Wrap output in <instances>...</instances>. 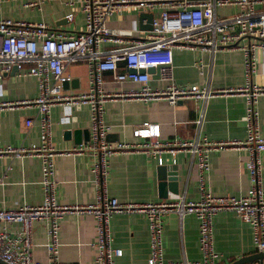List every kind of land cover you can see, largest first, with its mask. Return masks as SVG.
<instances>
[{"label":"built area","instance_id":"built-area-1","mask_svg":"<svg viewBox=\"0 0 264 264\" xmlns=\"http://www.w3.org/2000/svg\"><path fill=\"white\" fill-rule=\"evenodd\" d=\"M22 1L24 7L37 8L47 1H61L69 10L77 7L83 14L82 29L61 32L42 22L0 19V79L3 73L15 70L17 76H29L37 82V94L31 100L21 101L33 107L38 115V142L29 146H0V156L36 158L40 162V188L42 203L21 205L17 208H0V260L5 264H41L32 258V225L42 222L45 227L44 244L48 264H59V220L65 214H88L95 220V239L89 245L96 249L94 264H112L113 256L121 250L110 246L109 221L114 214L137 213L147 222L149 254L146 264H217L220 260L213 247L212 219L222 211H232L251 230L257 251L264 252V197L261 190V153L264 136L258 131L257 101L264 94V86L252 82L256 70L255 50L264 51V0H13ZM132 6L142 12L157 10L151 30L144 39L134 38L132 31L115 34L108 20L121 7ZM236 6L238 11L228 17H218L216 8ZM257 7H262L258 9ZM119 35V36H117ZM114 43L116 47L106 48ZM197 50L214 52L219 49H237L243 54V83L234 89L213 90L196 85H177L172 78V50ZM82 62L88 69V89L85 92H68L63 88L71 77L64 73L68 64ZM154 70L161 88L148 86ZM108 72L116 83L140 84L136 90L125 94L127 98L143 102L164 99L174 106L179 100L193 99L206 102L220 93L237 94L244 103L242 121L245 139L242 142L215 143L201 140L184 141L159 139L158 125L142 123L133 127L134 142H110L109 127L103 120L104 103L111 96L102 87V73ZM1 96V83H0ZM0 101V108L11 107ZM61 108L58 122L67 124L72 111L87 106L89 129L87 141L75 145L73 152L86 156L92 174L94 201L85 206H61L56 201L54 157L59 154L51 144L50 109ZM202 112L193 121L199 127ZM25 126L31 120H25ZM224 146L242 147L247 152L244 167L248 174L249 188L245 195L212 196L204 186L209 170L208 153ZM184 151L196 159L199 198L185 200L180 194L145 203H120L109 197L106 182L108 159L117 153L141 152L157 165L164 163L168 154L174 163L176 152ZM179 218L192 215L197 222V246L200 258L194 262L165 263L163 225L167 214ZM9 224H17L11 231Z\"/></svg>","mask_w":264,"mask_h":264},{"label":"crops","instance_id":"crops-1","mask_svg":"<svg viewBox=\"0 0 264 264\" xmlns=\"http://www.w3.org/2000/svg\"><path fill=\"white\" fill-rule=\"evenodd\" d=\"M258 9L262 7H257ZM69 8L61 1L44 2L40 9L24 7L22 1L0 0V19L42 22L47 27L61 32H76L82 29L83 14L77 7L72 9V19L66 15ZM238 11L236 6L216 8L218 17H228ZM157 10L152 12L153 17ZM142 11L132 6H123L107 22L115 34L132 31L134 38L142 40L147 30H142L138 15ZM144 18L141 26L146 24ZM119 36V35H117ZM106 48L116 47L114 43ZM256 70L251 76L253 83L264 86V51L255 50ZM87 66L78 62L66 65L64 73L71 83L63 88L68 92L80 93L88 89ZM152 89L162 87L154 70H149ZM102 90L111 96L104 103L103 120L109 127L107 140L110 142H134L132 129L142 123L158 125L159 139L184 141L207 140L215 143L242 142L245 128L242 121L244 103L237 94L220 93L206 102L193 99L179 100L174 106L164 99L143 102L127 98L125 94L136 90L140 84L116 83L110 73H102ZM172 78L177 85H196L213 90L238 88L243 83V54L237 49H219L214 52L197 50H172ZM0 101L12 106L0 108V146H29L38 142V115L33 107L21 104L37 94V82L29 76H17L15 70L3 73L0 79ZM258 131L264 136V94L257 101ZM202 112V121L196 127L193 121ZM59 106L50 109L51 144L59 154L54 157V181L56 201L61 206H85L94 201L92 174L86 156L73 152L75 140L88 134L89 111L80 106L72 111L67 124L58 122ZM25 120H31L25 126ZM73 132H77L75 135ZM86 133V134H85ZM87 141V140H86ZM247 152L242 147L224 146L208 153L209 170L205 176V190L212 196L245 195L249 188L248 174L244 164ZM196 159L188 152L179 151L174 163L168 154L162 165H175L178 193L185 200L199 198L198 170ZM261 190L264 197V151L261 153ZM106 190L109 197L120 203H145L158 201V179L156 162L141 152L117 153L108 159ZM40 162L36 158L0 156V208L11 209L25 205H39L43 197L39 184ZM171 193H168L170 195ZM110 246L121 250L120 256L112 257V264H146L148 230L145 218L137 213L114 214L109 221ZM8 229L17 230V224ZM214 250L220 254L217 264H230L238 258L256 254L250 227L239 220L232 211H222L212 219ZM95 239V220L88 214H65L59 220L58 240L60 243L59 264H94L96 249L89 244ZM164 262H194L200 258L197 246V222L192 215L179 218L169 213L163 225ZM32 258L48 264L45 227L42 222L32 225ZM264 264V257L252 263Z\"/></svg>","mask_w":264,"mask_h":264},{"label":"water","instance_id":"water-1","mask_svg":"<svg viewBox=\"0 0 264 264\" xmlns=\"http://www.w3.org/2000/svg\"><path fill=\"white\" fill-rule=\"evenodd\" d=\"M146 19V24L142 25L140 24V21L143 19ZM153 15L152 13L142 12L138 15V23L140 25V28L142 30H151V24H152ZM152 70V69H149ZM71 83V82H70ZM68 86L67 83H64L63 85ZM77 132H73L75 135ZM86 134V133H85ZM88 139V134L84 135L83 138L79 137L78 140H75V144H78L80 142H84ZM156 174L158 179V197L160 198H166L168 193L171 194H177L178 188H177V173H176V167L175 165H159L156 168ZM264 257V252L258 251L256 254L238 258L234 262L230 264H245V263H252L255 260H258L259 262ZM0 264H5L0 260Z\"/></svg>","mask_w":264,"mask_h":264}]
</instances>
